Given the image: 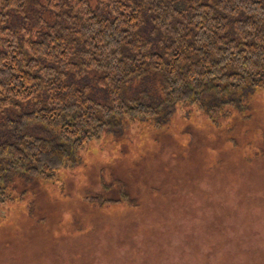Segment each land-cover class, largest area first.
<instances>
[{"label": "rangeland", "instance_id": "374dc122", "mask_svg": "<svg viewBox=\"0 0 264 264\" xmlns=\"http://www.w3.org/2000/svg\"><path fill=\"white\" fill-rule=\"evenodd\" d=\"M67 161L10 182L0 264H264V88L124 117Z\"/></svg>", "mask_w": 264, "mask_h": 264}, {"label": "trees", "instance_id": "16d2710c", "mask_svg": "<svg viewBox=\"0 0 264 264\" xmlns=\"http://www.w3.org/2000/svg\"><path fill=\"white\" fill-rule=\"evenodd\" d=\"M259 88L264 0H0V203L124 117L159 127Z\"/></svg>", "mask_w": 264, "mask_h": 264}, {"label": "bare ground", "instance_id": "6f19581e", "mask_svg": "<svg viewBox=\"0 0 264 264\" xmlns=\"http://www.w3.org/2000/svg\"><path fill=\"white\" fill-rule=\"evenodd\" d=\"M81 3H82V2H81ZM85 4H86V3H85ZM98 4H99V2H98ZM104 4H105V3H104ZM87 8H88V7H87ZM99 8H100V7H99ZM99 8H98V9H99ZM99 10H100V9H99ZM97 11H98V10H97ZM101 14H102V13H101ZM89 17H90V16H89ZM89 19H90V18H89ZM92 19H93V18H92ZM94 19H95V18H94ZM104 98H105V97H104ZM4 184H5V183H4ZM4 202H5V201H4Z\"/></svg>", "mask_w": 264, "mask_h": 264}]
</instances>
